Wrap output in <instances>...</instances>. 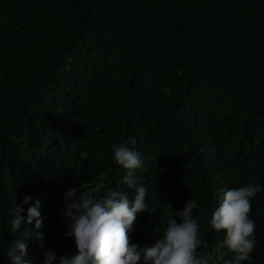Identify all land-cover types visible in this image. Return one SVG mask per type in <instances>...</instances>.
Masks as SVG:
<instances>
[{
  "label": "trees",
  "instance_id": "16d2710c",
  "mask_svg": "<svg viewBox=\"0 0 264 264\" xmlns=\"http://www.w3.org/2000/svg\"><path fill=\"white\" fill-rule=\"evenodd\" d=\"M124 142L162 213L134 222L133 243L150 245L194 199L200 251L224 264L208 220L252 182L256 246L242 264H264V0H0V264L23 232L32 264L75 252L63 191L103 180L132 202L111 152ZM25 196L41 227L14 235L9 209Z\"/></svg>",
  "mask_w": 264,
  "mask_h": 264
},
{
  "label": "clouds",
  "instance_id": "9594fccd",
  "mask_svg": "<svg viewBox=\"0 0 264 264\" xmlns=\"http://www.w3.org/2000/svg\"><path fill=\"white\" fill-rule=\"evenodd\" d=\"M70 64L71 58L65 70ZM131 143H136L134 138ZM111 152L115 163L127 170L123 184L133 189L134 200L129 201L126 191L112 190L103 180L96 183L91 191H83L81 185L80 188L63 191L65 236L74 240L76 250L71 255H61L58 264H220L200 251L206 245L200 238V224L193 218V211L198 207L194 199L187 201L182 210L173 214L179 218V222L169 217L162 235L150 245L141 247L131 241L129 232L134 222L140 219L149 221L162 213L152 209V202L155 201L153 195L149 196L143 180L136 179L135 171L143 167L141 153L130 149L127 142L113 144ZM136 173L141 174V170ZM106 188L108 190L100 198L97 194ZM261 190L259 185L252 182L227 190L208 220L211 228L225 233L214 249L224 264L250 261V254L256 246L255 222L250 218L251 200ZM30 201L31 197L25 196L20 204L15 203L9 209L8 224L14 235L22 225H30L33 220L36 229L41 227L39 201L28 207L26 217L22 215L23 205ZM150 227L155 232H162L160 227ZM35 235L43 240V233L37 232ZM26 239L28 235L19 233L8 244L6 254L10 264H32L27 258ZM225 249L234 253L232 259L224 260ZM54 261L55 253L45 251L43 264H54Z\"/></svg>",
  "mask_w": 264,
  "mask_h": 264
}]
</instances>
